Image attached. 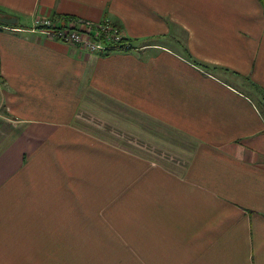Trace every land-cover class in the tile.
<instances>
[{
	"label": "crops",
	"instance_id": "crops-1",
	"mask_svg": "<svg viewBox=\"0 0 264 264\" xmlns=\"http://www.w3.org/2000/svg\"><path fill=\"white\" fill-rule=\"evenodd\" d=\"M0 10L18 18L0 29V264H131L150 248L152 264H264L259 0H0ZM54 14L118 25L136 48L97 54L50 39L35 22ZM149 200L151 241L133 233Z\"/></svg>",
	"mask_w": 264,
	"mask_h": 264
},
{
	"label": "built area",
	"instance_id": "built-area-1",
	"mask_svg": "<svg viewBox=\"0 0 264 264\" xmlns=\"http://www.w3.org/2000/svg\"><path fill=\"white\" fill-rule=\"evenodd\" d=\"M36 28H41L42 33L50 39L78 45L88 51L104 54L107 46L100 41L104 34L105 39L111 38L118 41L124 35L116 25L108 21L94 23L85 19H69L62 22L54 21L51 17H40L35 22Z\"/></svg>",
	"mask_w": 264,
	"mask_h": 264
},
{
	"label": "rangeland",
	"instance_id": "rangeland-1",
	"mask_svg": "<svg viewBox=\"0 0 264 264\" xmlns=\"http://www.w3.org/2000/svg\"><path fill=\"white\" fill-rule=\"evenodd\" d=\"M182 36L185 38L184 33L182 34ZM182 37V39H183ZM157 42H160L159 40H148L145 42V44H150V45H155L157 44ZM173 45L175 46V44L173 43ZM176 47V46H175ZM181 51V50H180ZM260 110L263 112L264 111V106H259ZM152 204H151V200H149L146 204H145V213H144V221L138 223L137 227L134 226V230L133 233L136 232L137 235L145 238L148 241H151V227H152ZM119 215H121L119 213ZM130 219V218H129ZM122 222H126V220H121ZM114 246L115 248L117 247H126L125 243H96V246H98L99 248H102L101 246ZM78 246L72 247L68 250V252L73 251L75 248H77ZM148 255L151 256V259H130L131 260V264H137V263H141V264H152V250L151 248L147 251ZM72 260V259H71ZM74 264H127L125 262L124 259H118L115 257H107V256H94V257H80V259L76 258L73 259Z\"/></svg>",
	"mask_w": 264,
	"mask_h": 264
},
{
	"label": "trees",
	"instance_id": "trees-1",
	"mask_svg": "<svg viewBox=\"0 0 264 264\" xmlns=\"http://www.w3.org/2000/svg\"><path fill=\"white\" fill-rule=\"evenodd\" d=\"M263 9H264V0H259ZM5 13L3 11L0 10V29L1 27L3 26H6V27H15L16 25H8V24H5L1 21V16H3ZM51 19L54 20V21H59V22H62V21H67L69 19H74L73 16L71 17H66V16H60V15H57V14H54L51 16ZM118 28H120L118 25H116ZM36 27V26H35ZM38 29L39 31H41V28H36ZM121 30V28H120ZM122 31V30H121ZM42 32V31H41ZM100 41L103 42V44H105L107 46V51L106 53L104 54H110V53H113V52H116V51H132L134 50L136 47L133 45V41L127 37H122L121 39H119L118 41H115V40H112L111 38H107L105 39L104 37V34L101 35L100 37ZM184 53L185 56L187 57V59L189 61H192L194 63H196L197 65L199 66H203L204 69H208L209 67L206 66L205 64H202L200 62H198L195 58H193L190 53L188 52V50H184ZM0 69H1V65H0ZM260 95L262 97V101L264 103V93L260 92Z\"/></svg>",
	"mask_w": 264,
	"mask_h": 264
},
{
	"label": "water",
	"instance_id": "water-1",
	"mask_svg": "<svg viewBox=\"0 0 264 264\" xmlns=\"http://www.w3.org/2000/svg\"><path fill=\"white\" fill-rule=\"evenodd\" d=\"M1 21L8 25H17L18 24V18L12 15L4 14L1 16Z\"/></svg>",
	"mask_w": 264,
	"mask_h": 264
}]
</instances>
